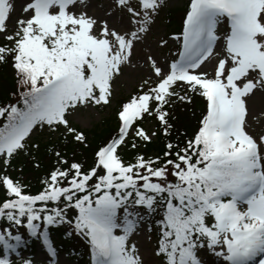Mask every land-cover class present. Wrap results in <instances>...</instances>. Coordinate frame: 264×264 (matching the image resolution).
I'll return each instance as SVG.
<instances>
[{
  "label": "snow or ice",
  "instance_id": "1",
  "mask_svg": "<svg viewBox=\"0 0 264 264\" xmlns=\"http://www.w3.org/2000/svg\"><path fill=\"white\" fill-rule=\"evenodd\" d=\"M174 6L0 0V69L14 82L0 104V264H15L11 254L33 264L19 251L30 239L47 264H79L59 258L50 227L61 226L66 257L84 264H264V132L252 131L250 107L264 95V0H185L181 29L161 34ZM137 66L115 132L91 164L70 163L55 141L88 147L72 118L110 106L115 79ZM198 98L189 136L180 109ZM157 138L161 153L148 155ZM42 151L55 163L31 194L9 170L22 160L39 169ZM138 236L154 245L147 255Z\"/></svg>",
  "mask_w": 264,
  "mask_h": 264
},
{
  "label": "trees",
  "instance_id": "2",
  "mask_svg": "<svg viewBox=\"0 0 264 264\" xmlns=\"http://www.w3.org/2000/svg\"><path fill=\"white\" fill-rule=\"evenodd\" d=\"M184 11L183 7L176 9H168L167 15L165 17L167 28L166 33H175L179 31L182 27L181 15ZM176 50V49H175ZM175 50H173L175 52ZM172 51V52H173ZM14 87V82L11 78L10 69H0V104L6 102L9 98L7 96L8 89ZM123 101V100H122ZM121 102V101H120ZM120 103L116 105L115 112L117 111ZM204 108V102L201 99H197L194 104L187 105L186 107H182L180 109L182 115V124L181 127L182 132H186L189 136L197 129L200 113ZM147 124H154L156 127V123L154 121H149ZM145 125V126H146ZM75 127L85 131L89 136V146H76L73 144L64 146L62 140H56L55 143L62 149L63 153L66 154V158L71 163L73 160L80 161L85 164V166L91 164L93 159V152L97 145H99L102 141H105L111 137V135L115 132L117 127V119L116 115L114 119H108L104 121V123L97 124L96 126L85 129L78 125H74ZM163 149V140L162 138H157L156 142L153 144H149L144 151L148 155H155L161 153ZM73 151H75V155H73ZM55 161L51 155L45 154L43 151L40 153V168H33L26 161H23L14 166L15 170H9L10 174L17 179H20L27 187L26 191L31 194H36L39 190H41L40 180L47 175V173L52 169ZM23 168V173L19 172V168ZM5 197V191L3 188H0V200H3ZM5 224V221L0 220V225ZM23 228L20 229L22 233ZM66 230L65 227H50V238L53 240L54 245L58 249V253H66L69 247V242L66 241L63 237V232ZM71 243H77L76 241H71ZM38 247L40 251L46 253L43 249L41 243L35 239H30L29 243L23 246L19 251L22 253L24 258H35ZM76 251L83 253V246L78 245ZM0 254H2V246H0ZM73 261L79 259V264H84L88 257H68ZM15 264H18L19 260H14ZM42 264V263H41ZM44 264V263H43ZM47 264V263H45Z\"/></svg>",
  "mask_w": 264,
  "mask_h": 264
},
{
  "label": "rangeland",
  "instance_id": "3",
  "mask_svg": "<svg viewBox=\"0 0 264 264\" xmlns=\"http://www.w3.org/2000/svg\"><path fill=\"white\" fill-rule=\"evenodd\" d=\"M173 2L176 6L170 7L169 9L180 8L185 4V0H173ZM167 11L168 10H166L165 14L162 15L161 19L158 21V28L161 30V34L166 33L167 23L165 17L167 15ZM17 15H19V12H17ZM226 30V23L222 24L219 27L220 32H224ZM156 39V34H153L148 39V44L153 48H155ZM173 50H175V47L172 48V51ZM163 53L166 56L171 55V53H169L167 49L163 50ZM137 55L138 57H140L143 55V53H141L138 49ZM161 59H163V57H161ZM133 63H136V59H134ZM140 63H142V60L140 61ZM143 73L144 69L139 66L125 68L124 74L116 78L113 82L114 98L112 100V104L106 108H93L88 110L82 109L72 118L73 124L85 129H90L97 124L104 123V121L108 119H114L116 115V105L120 103V101L125 100L129 96V94L137 88L140 77L143 75ZM250 107L252 109V112L254 113V116L252 118V131L256 133L264 132V95L258 93L250 102ZM257 116L259 117V119L256 118ZM146 127L149 128V130L155 128L154 124H147ZM22 231L24 232V229H22ZM136 240L139 243L141 250L144 251L146 255L150 253L151 248L154 246L153 244L148 243L142 236L136 237ZM58 254L61 261L69 259L68 257H66L65 253ZM45 256L46 253L40 251V248L38 247V252L33 259V264L47 263V261H45L44 259ZM11 258L13 260H19L18 264H20V258L15 254H11Z\"/></svg>",
  "mask_w": 264,
  "mask_h": 264
}]
</instances>
